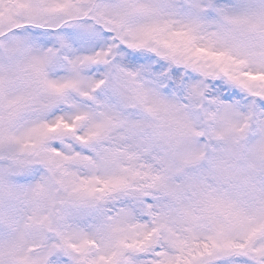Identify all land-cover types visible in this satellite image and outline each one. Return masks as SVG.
Listing matches in <instances>:
<instances>
[{"label":"snow or ice","instance_id":"snow-or-ice-1","mask_svg":"<svg viewBox=\"0 0 264 264\" xmlns=\"http://www.w3.org/2000/svg\"><path fill=\"white\" fill-rule=\"evenodd\" d=\"M0 264H264V0H0Z\"/></svg>","mask_w":264,"mask_h":264}]
</instances>
